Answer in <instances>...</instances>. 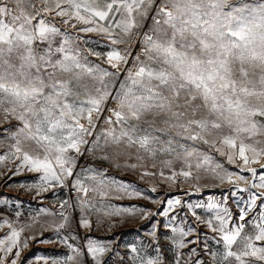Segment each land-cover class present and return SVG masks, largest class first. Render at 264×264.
I'll return each mask as SVG.
<instances>
[{
    "label": "snow or ice",
    "instance_id": "6c2138e0",
    "mask_svg": "<svg viewBox=\"0 0 264 264\" xmlns=\"http://www.w3.org/2000/svg\"><path fill=\"white\" fill-rule=\"evenodd\" d=\"M0 149L25 191H67L58 212L0 209V264H33V242L66 250L37 264H264V0H0ZM87 158L247 200L154 198ZM116 218L151 227L121 252L91 235Z\"/></svg>",
    "mask_w": 264,
    "mask_h": 264
},
{
    "label": "rangeland",
    "instance_id": "374dc122",
    "mask_svg": "<svg viewBox=\"0 0 264 264\" xmlns=\"http://www.w3.org/2000/svg\"><path fill=\"white\" fill-rule=\"evenodd\" d=\"M59 24V21H57ZM60 27H64L62 24ZM68 32H75L71 28L65 29ZM84 35V34H81ZM85 39H90L93 41L91 45H81L82 48L87 49L89 46L92 47L96 51H100L102 46L95 43L98 41L100 37L95 36L94 34H88L84 37ZM92 59H95L94 57ZM2 151V149H0ZM219 159V157H218ZM125 161L121 158L120 163L123 164ZM135 162V161H131ZM81 164H89L93 166H101L103 168L108 169L110 175L116 177L119 181L128 182L140 190L144 191L145 194L152 196L154 198H161L165 194H170L171 196H180L185 200L191 201H201L206 202L208 197H213L215 200H222V193L229 197L228 204L233 212L237 211V205L234 201H238L240 206H244V202L247 200V193H238L236 197H232L228 192L229 185L225 184L223 186L212 187L211 181H208L209 186L201 189L200 194H194L192 196L186 195V193L190 190L188 184H181L179 186H169V184L162 182L159 175L155 177H144L141 179V170L137 169L135 171L125 170L123 168L117 169L113 167L108 162H97L90 158L82 159ZM226 166L231 169V165ZM149 171H159V161H157V169L151 168V162L147 165ZM167 173V169H165ZM245 175H248L245 173ZM34 174L28 172H22L20 175L13 176L8 171V166L0 165V209L6 210L7 217L9 219L15 218V213L19 212L21 214L20 219L24 221L28 219L30 216L36 215L40 208H46L50 212H58V200L67 198V191H58V196H54L53 193H42L43 199L35 196V192H28L21 188L19 185L21 182L31 183ZM203 184L204 181H201ZM156 186V192L152 193L150 191L152 186ZM115 205H144L147 208L155 211L157 209V205L150 203L148 200L144 199H113L111 201ZM45 219H51V217H44ZM76 219L78 221V213L76 214ZM160 219V218H158ZM117 223L116 226L111 230V233L107 231V226L101 231H96L93 229L91 235L94 237H98L100 239L111 238L117 241L119 250L122 252L124 250V246L131 242H135L139 240L147 230L151 227V224L148 221H141L140 219H127L124 222H119L120 218H116ZM73 229L76 228V224L72 225ZM6 231V229H5ZM84 229H79V234L83 236L85 234ZM202 232H206L207 229L202 228ZM45 237L53 238L51 232H45ZM66 251L61 245L58 243H39L33 242L30 243L29 250H27L24 255L28 257L29 260L33 261V264H37L35 261L36 256H44V257H54L59 254H62ZM27 264V262H26ZM38 264H43V261H39Z\"/></svg>",
    "mask_w": 264,
    "mask_h": 264
}]
</instances>
